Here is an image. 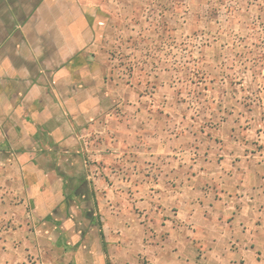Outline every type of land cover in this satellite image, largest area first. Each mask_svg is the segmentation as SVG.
<instances>
[{
  "label": "rangeland",
  "instance_id": "rangeland-1",
  "mask_svg": "<svg viewBox=\"0 0 264 264\" xmlns=\"http://www.w3.org/2000/svg\"><path fill=\"white\" fill-rule=\"evenodd\" d=\"M121 1L105 47L120 94L89 160L101 193L176 229L187 208L167 198H190L192 239L211 249L203 232L233 224L264 264V0Z\"/></svg>",
  "mask_w": 264,
  "mask_h": 264
},
{
  "label": "crops",
  "instance_id": "crops-1",
  "mask_svg": "<svg viewBox=\"0 0 264 264\" xmlns=\"http://www.w3.org/2000/svg\"><path fill=\"white\" fill-rule=\"evenodd\" d=\"M113 1L0 0V264H249L233 224L203 232L211 249L192 239L190 198H167L187 208L176 229L101 193L89 160L120 94L105 51Z\"/></svg>",
  "mask_w": 264,
  "mask_h": 264
}]
</instances>
